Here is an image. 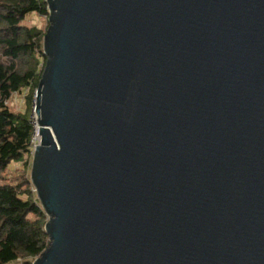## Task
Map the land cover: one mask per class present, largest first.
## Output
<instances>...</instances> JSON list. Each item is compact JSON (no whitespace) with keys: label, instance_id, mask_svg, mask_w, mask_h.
I'll list each match as a JSON object with an SVG mask.
<instances>
[{"label":"water","instance_id":"water-1","mask_svg":"<svg viewBox=\"0 0 264 264\" xmlns=\"http://www.w3.org/2000/svg\"><path fill=\"white\" fill-rule=\"evenodd\" d=\"M33 264H264V0H45Z\"/></svg>","mask_w":264,"mask_h":264},{"label":"trees","instance_id":"trees-1","mask_svg":"<svg viewBox=\"0 0 264 264\" xmlns=\"http://www.w3.org/2000/svg\"><path fill=\"white\" fill-rule=\"evenodd\" d=\"M48 18L45 0H0V264H33L47 248V217L30 183L28 161L33 134L31 105L44 68L42 41L31 15ZM27 91L26 110L13 96ZM24 168L10 171L11 164Z\"/></svg>","mask_w":264,"mask_h":264},{"label":"rangeland","instance_id":"rangeland-1","mask_svg":"<svg viewBox=\"0 0 264 264\" xmlns=\"http://www.w3.org/2000/svg\"><path fill=\"white\" fill-rule=\"evenodd\" d=\"M28 22L31 23L32 25L37 26L38 28H41V29H44L48 25L47 17L45 15L37 16V15L33 14L29 17ZM26 95H27V91H23L22 94L13 96L12 101H11V105L13 106V108H15L16 110L25 111L26 110V104L24 102V98L26 97ZM34 103H35V96H34L33 103L31 105V112H32L33 107H34ZM30 165H31V160L28 161V165L26 167L28 169V172L30 170ZM9 168H10V171H14L15 169L18 170V169H22L24 167L22 166L21 163H19L16 165L11 164Z\"/></svg>","mask_w":264,"mask_h":264},{"label":"built area","instance_id":"built-area-1","mask_svg":"<svg viewBox=\"0 0 264 264\" xmlns=\"http://www.w3.org/2000/svg\"><path fill=\"white\" fill-rule=\"evenodd\" d=\"M34 117V118H33ZM33 118V119H32ZM30 121H31V124L33 125V134H32V139H31V142H30V152L32 153L33 151V148L35 147V145L38 144V142L35 140V137H34V134H35V127H36V118L34 116V114L32 113L31 114V118H30ZM38 135V133H37Z\"/></svg>","mask_w":264,"mask_h":264},{"label":"bare ground","instance_id":"bare-ground-1","mask_svg":"<svg viewBox=\"0 0 264 264\" xmlns=\"http://www.w3.org/2000/svg\"><path fill=\"white\" fill-rule=\"evenodd\" d=\"M37 133H38V127L36 126L34 137H35V140L38 142L39 141V136L37 135Z\"/></svg>","mask_w":264,"mask_h":264}]
</instances>
